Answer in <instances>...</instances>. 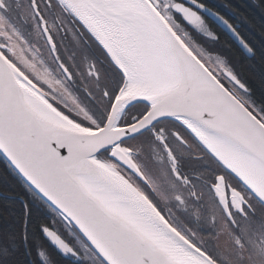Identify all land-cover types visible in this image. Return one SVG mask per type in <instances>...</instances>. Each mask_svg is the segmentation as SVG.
Returning a JSON list of instances; mask_svg holds the SVG:
<instances>
[{"label":"snow or ice","instance_id":"snow-or-ice-1","mask_svg":"<svg viewBox=\"0 0 264 264\" xmlns=\"http://www.w3.org/2000/svg\"><path fill=\"white\" fill-rule=\"evenodd\" d=\"M207 17L253 53L203 0H0V264L21 247L31 264L243 259L264 76L253 88Z\"/></svg>","mask_w":264,"mask_h":264},{"label":"trees","instance_id":"trees-1","mask_svg":"<svg viewBox=\"0 0 264 264\" xmlns=\"http://www.w3.org/2000/svg\"><path fill=\"white\" fill-rule=\"evenodd\" d=\"M231 3V0H223ZM248 5L244 6V2H238L242 7V11L239 12L241 15V25L237 30L239 35L247 41V43L252 47L253 55L247 57L228 37V35L218 28H215L220 36V40L217 42L218 47L226 48L227 54L233 64L242 72L245 78L249 81L253 88H257L258 81L262 76H264V7H261L256 0H249ZM210 5V4H208ZM221 14L229 21L228 12H221ZM214 24V23H213ZM2 171V170H0ZM10 187L13 192V199L15 200V206L17 210L18 219H23L22 209V191L15 184H11ZM47 217H30L28 220V229L30 233V238L39 239L44 243L43 234L40 232V223L47 222ZM49 247H51L49 245ZM17 260L20 264H31L34 258V252L32 256L28 255V249L26 247H21L18 249Z\"/></svg>","mask_w":264,"mask_h":264},{"label":"flooded vegetation","instance_id":"flooded-vegetation-1","mask_svg":"<svg viewBox=\"0 0 264 264\" xmlns=\"http://www.w3.org/2000/svg\"><path fill=\"white\" fill-rule=\"evenodd\" d=\"M239 1L244 2L245 3L244 6L248 5L249 7V2H248L249 0H231V3L227 2V4L223 0H203V2L206 4L207 7L218 12L219 14H221V12L224 11L228 12L229 23L232 24V26L236 29V31L240 28L241 25L242 17L239 14V12L243 10L238 3ZM253 204L255 205V202H253ZM256 208H257V220L253 221L252 227L249 229L248 234L245 236V241L247 246L244 250L243 259L238 260L236 259L235 256H232V258H235L237 260L235 261L237 262V264H247V262H256V260L253 259L254 255H257L259 251L260 253L264 252V224H262L261 221V217H264V212H263L264 209L260 208L258 205H256ZM256 222L259 223V228L262 229L261 230L262 233H260L258 228L256 227L255 225Z\"/></svg>","mask_w":264,"mask_h":264},{"label":"rangeland","instance_id":"rangeland-1","mask_svg":"<svg viewBox=\"0 0 264 264\" xmlns=\"http://www.w3.org/2000/svg\"><path fill=\"white\" fill-rule=\"evenodd\" d=\"M255 225L258 228L259 232L262 233L261 232L262 229L259 228V223L256 222ZM221 246L225 252L227 251L226 254H230L232 252V249L230 248L227 240H222ZM231 259H232V264H237V262H235L237 261L235 258H231ZM253 259L256 260V262H247V264H264V252L260 253L259 251L257 255H254Z\"/></svg>","mask_w":264,"mask_h":264},{"label":"water","instance_id":"water-1","mask_svg":"<svg viewBox=\"0 0 264 264\" xmlns=\"http://www.w3.org/2000/svg\"><path fill=\"white\" fill-rule=\"evenodd\" d=\"M209 8V7H208ZM211 9V8H209ZM212 10V9H211ZM213 12H216L214 10H212ZM218 13V12H216ZM220 16H222L221 14H219ZM209 20H211L217 27H219L221 30H223L228 37L235 43V45L247 56V57H251L253 53H248L240 44V41L238 39L235 38V36H233V34L222 24L217 22L216 20H214L211 17H207Z\"/></svg>","mask_w":264,"mask_h":264}]
</instances>
